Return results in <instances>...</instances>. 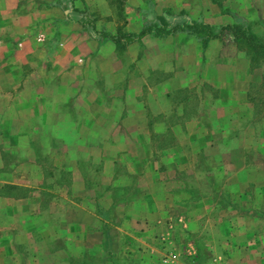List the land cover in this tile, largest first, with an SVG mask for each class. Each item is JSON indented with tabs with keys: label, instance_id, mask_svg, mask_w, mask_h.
Listing matches in <instances>:
<instances>
[{
	"label": "rangeland",
	"instance_id": "obj_1",
	"mask_svg": "<svg viewBox=\"0 0 264 264\" xmlns=\"http://www.w3.org/2000/svg\"><path fill=\"white\" fill-rule=\"evenodd\" d=\"M243 2L241 18L249 25V30L254 35L264 39V0ZM109 3L112 7L110 11L113 12L112 16L106 15L109 12L107 10L98 12L83 4L80 23L93 25L96 15L103 14L104 24L102 27L99 25L100 29L96 33L107 32L105 31L107 23L110 24V30L113 27L109 31H113V34L117 30L126 31L124 25L128 13L125 12L128 10L124 0H109ZM152 7L153 3L150 0L140 14L141 19L148 18L146 20L148 23L142 24L143 26L151 24L172 26L160 19L158 21L149 18L151 17L148 16L149 13L155 14ZM222 45L223 55L216 58L212 49L213 52L211 51L206 58L207 66L212 68L234 66L230 60V55L234 51L229 50L233 45L227 40H224ZM115 54L114 75L102 74L98 70L101 63L98 58L89 59L82 64V73L76 78L75 75L66 77L51 75V85H55V82H65L64 92L38 89L36 92L27 93L35 104L38 102L40 105L42 101L48 100L50 121L46 124L37 120L21 122V132L30 137L2 139L0 159L8 172L11 171V180L14 179V174L22 176L30 172L26 170V164L34 165V171L31 173L34 180L32 190L39 200L35 203V210L50 208L52 214L65 211L62 219L52 215L50 224L58 226L61 221L74 220L75 215L86 217L87 213L91 212L104 222L103 226L107 231L120 232L122 229L117 225L116 212L120 209L118 206L122 207L119 204L122 194L127 193L133 197L141 193L136 182L145 189L150 187V192L155 187L159 189L157 181H160L158 177H161L167 182V187L172 185L173 193L176 191L178 196H188L190 202L187 203L186 200L180 202L181 210L187 212L192 208L196 210V207L206 206L207 213L196 220V224L201 228L200 234L186 231L187 217L190 215L186 216V219L182 214L177 215L172 224L170 223L171 229L176 230L177 237L172 240L169 233L168 239L165 240L159 236V252L155 253L150 264H264V136L260 135L264 130V103H258L261 97V100H264L263 90L258 87L261 74L264 73V64L252 70L246 68L248 72L252 71L253 79L257 76L258 80L248 82L243 99H240L242 96L239 97L240 101L236 98L230 99L234 102L233 117L244 118L250 115L252 124L247 130H242V137L236 145L226 141L224 148L218 150L217 139L210 140L196 134L190 138L185 134L180 136L181 138L175 137L169 128H165L169 122H158L165 129L159 133L153 132L152 129L156 128L155 116L148 108L145 111L137 105L140 100L143 103L148 95L154 97V94L150 95L147 87L158 81L161 76L155 72L141 74L138 58L124 56L122 52ZM236 63L240 65L238 61ZM91 68H95V71ZM14 77L16 81L21 79L19 75ZM218 78L223 76L219 75ZM30 80L41 86L43 76L41 74L32 76ZM183 91L187 93L182 94ZM230 93L231 91L222 93L220 98L226 100ZM232 93L237 94L236 90ZM247 94L253 98L256 107L247 101ZM218 95L217 89L198 83L196 86L182 89L181 92H174L172 98L181 100L182 109L186 110V114L194 116L203 114V107L208 108L215 104L213 99ZM59 98L65 99L63 103H57L60 102ZM36 106L33 109L38 116L42 108ZM24 110L32 114V107ZM144 112L147 121L143 123L140 120ZM211 117H216L213 109ZM208 144L212 149L208 148ZM233 146L236 147L230 148ZM240 146L244 148L242 156L230 152ZM134 150H139L137 153L140 158L133 156L136 154ZM138 161L148 167L139 179L136 178L138 173L126 171L130 165L137 164ZM232 162L236 163L233 168L229 166ZM167 163H171L173 167L166 168ZM240 163L243 167L239 165ZM14 164L22 165L24 170L20 168L14 172ZM219 166L221 170H218ZM152 167L162 170L155 172L157 169L151 170ZM240 174L243 180L241 190L236 184H226L228 180L237 179ZM84 180L87 181L86 184L82 183ZM123 182L127 183L126 190L120 185ZM11 189L14 195V187ZM166 189L164 187V191ZM6 190L9 191L8 187ZM18 192L20 193L16 191L17 194ZM168 192L170 193V189ZM159 194L164 193L160 191ZM106 196L111 198L109 206L103 201H106ZM236 196L241 198H237L241 203L240 205L237 203L236 208L239 216L237 213L236 216L231 214L232 209L229 208V206L234 208L235 204L231 203V200H235ZM206 197H209V200L204 206L203 200ZM222 209L228 212L225 216H220ZM195 219L192 216L190 218L191 221ZM175 223L180 225L182 232L175 228ZM231 225L237 228L232 229ZM67 231V236H70ZM126 231L133 234L132 229ZM55 233H58V230ZM126 234L125 238L122 234L116 235L113 246L112 240L106 246L100 245L104 250L99 256L84 255L82 261L94 264H127V256L139 248L132 239L127 240L129 237ZM83 241L85 242L86 238ZM122 241H125L127 247L131 246L130 251L123 248ZM70 243L74 246L73 241ZM43 245L45 243L42 242V238L35 235L33 254L31 252L30 256L33 262L42 258ZM150 245L156 246L153 239L150 240ZM53 246L54 243H51L50 248Z\"/></svg>",
	"mask_w": 264,
	"mask_h": 264
},
{
	"label": "crops",
	"instance_id": "obj_2",
	"mask_svg": "<svg viewBox=\"0 0 264 264\" xmlns=\"http://www.w3.org/2000/svg\"><path fill=\"white\" fill-rule=\"evenodd\" d=\"M108 3L109 0H0V143L2 139L30 137V135L21 132V122L49 123L50 114L48 112L50 113V111L47 107L50 104L48 100L42 101V104L38 105V102L35 104L33 99H29L27 93L36 92L38 89L64 92L65 82H55V85H51V75H60L61 77L75 75L76 78L82 73V64L89 59L94 60V58L100 60L98 70L102 74H115L114 45L107 38L101 37L100 33H96L100 29L99 25L101 24L102 27L104 24L103 14L96 15L92 26L82 25L79 21L83 4L98 12L107 10L109 12L106 15L112 16L113 12L110 13L112 7ZM124 3L128 10L125 12L128 13L125 17V29L127 32H137L144 24L148 23L146 22L148 18L141 19L140 14L146 3H150V0H124ZM152 3L155 14L149 13L148 16H151L149 18L158 21L160 19L170 25H180L191 20L217 25L232 23L235 18H243L240 16L244 9L243 0H221L220 2L212 0H152ZM156 15L159 17L157 18ZM106 27L105 31L107 32L113 29L112 27L110 30L109 23ZM109 33L113 34V31ZM222 47L220 40L210 39L202 48L200 41L185 31H177L163 37L148 33L141 37L139 42L133 41L125 46L122 54L133 59L138 58L141 74L155 72L161 76L158 81L147 87V90L151 92L150 95L154 94V97L148 95L143 103L140 100L137 105L145 111L148 108L155 116L156 128L152 129L153 132L159 133L165 128H169L178 138H181L180 136L183 134L187 135V138L196 134L210 140L217 139L218 150L224 148L226 141L236 145V142L242 137V130H247L252 121L250 115L244 118L233 117L234 102L230 99L239 100L241 96L240 99H243L246 95L248 82L257 81L258 77L255 76L253 79L252 71L246 70L249 67L246 55L234 47V49H229L234 51L230 55L233 67L212 68L207 66L208 54L213 49L215 57H221L223 55ZM93 69L95 71V68ZM39 74L43 76L41 86L30 80L32 76ZM14 75L21 76V79L16 81ZM219 75H222L223 78H218ZM198 83L217 89L219 95L213 99L215 104L208 108L203 107V114L189 116L186 114V110L182 109L183 102L173 99L172 94L196 86ZM233 90H236L237 94L232 93ZM227 91H231L230 97L226 100L220 98L222 93H227ZM186 93L183 91L182 94ZM64 100L59 98L60 102L57 103H63ZM35 105L42 108L41 111L39 110L41 113L38 116L35 115L33 109ZM31 107L32 114L24 110ZM211 109L214 110L216 117H211ZM145 116L146 112L142 114L140 120L143 123L147 121ZM158 122H169V124L163 128ZM247 123L249 124L247 125ZM260 133H262L261 136H264V130ZM234 147L236 146L230 148ZM242 147L235 148L230 152L242 156L244 150ZM188 148L191 149L190 146ZM208 148L212 149L210 144H208ZM134 151L136 154L133 156L140 158L141 156L137 153L139 150ZM1 161L2 159H0V264H94L82 261V256H99L104 250L100 245L106 246L112 240L113 246L116 235L122 234L125 238L126 233L129 237L127 240L132 239L136 247L139 248L127 256V264H150L155 253L159 252L158 237L167 240L169 233L172 240L177 237L176 230H172L170 226L177 215L182 214L185 219L190 215L189 218L187 217L186 231L200 234L201 228L196 224V220L207 213L205 205L209 197L203 200L205 207H196V210L192 208L191 211L184 212L181 210L180 202L186 200L189 203L188 196L176 195V191L174 193L171 191L172 185L167 187V182L158 177L160 179L157 181L159 189L155 187L150 192V187L145 189L136 182L141 193H137L138 195L133 197L127 193L122 194L119 203L122 207L118 206L120 209L116 212L117 225H120L122 229L120 232L117 230L107 231L103 226L104 222L91 212H88L86 217L75 215L74 220L61 221L58 226L52 225L50 224L51 216L62 219L65 211L52 214L50 208L35 210V203H38L39 200L32 190L34 189V180L31 178L33 176L31 173L34 171V165L26 164V170H30V172L22 176L14 174V179L11 180V171L9 174ZM239 165L243 167L242 163ZM165 166L166 168L173 167L171 163H167ZM229 166L233 168L236 163H229ZM20 168L24 170L22 165L14 164V172ZM153 169H157L155 172L162 170L152 167L151 170ZM147 170L148 167L139 161L126 169L127 173H138L139 175H136L138 179ZM218 170H221V166L218 167ZM242 181L240 174L237 179L228 180L226 184H236L241 190L243 188ZM82 183L86 184L87 181L84 180ZM126 184L123 182L120 185L126 190L128 188L125 186ZM6 187L9 191L6 190ZM12 187H14V195ZM164 187L167 188L165 191ZM16 191H20V193L17 194ZM160 191L164 194H159ZM237 198L241 199L236 196L235 200H231V203L235 204L234 208L229 206L232 209L229 211L234 216L237 213V203L241 204ZM105 199L106 201H103L109 206L111 198L106 196ZM117 204L118 202L115 203V206ZM225 210L222 209L220 216H225L228 213ZM237 215L240 214L237 213ZM191 216L196 218L195 221L190 220ZM175 225L176 229L180 232L183 231L178 223ZM52 226L57 228H52ZM231 228L236 229L237 227L231 225ZM127 229H132L133 234L127 232ZM57 230L58 233H55ZM66 231L70 233V236H67ZM35 235L40 236L45 245H43L42 258L33 262L30 256L31 252L33 254L32 246ZM84 238H86L85 242ZM152 239L156 246L150 245ZM71 241L74 242V246L70 243ZM124 242L122 241L123 248L130 251L131 246L128 248ZM172 242L168 241V243ZM51 243H54L52 248H50Z\"/></svg>",
	"mask_w": 264,
	"mask_h": 264
},
{
	"label": "trees",
	"instance_id": "obj_3",
	"mask_svg": "<svg viewBox=\"0 0 264 264\" xmlns=\"http://www.w3.org/2000/svg\"><path fill=\"white\" fill-rule=\"evenodd\" d=\"M212 1L217 2L216 0ZM90 26L92 25L90 24ZM177 31H185L196 37L200 41L202 48L206 46L207 41L210 39H218L221 42H224V40L229 41L236 50L246 55L250 70L264 64V39L254 35L249 30V25L240 18H235L232 23L218 25L204 23L199 20H191L180 25H165L164 27L159 24H151V26H142L137 32L117 30L115 34L100 32V36L110 40L114 45V51L120 53L124 51L128 43L139 42L140 38L148 33L163 37ZM258 87L263 90L262 95L264 96V73L261 74ZM247 98V101L252 103L253 107L257 106L249 94H247ZM261 99L262 97L258 103L263 104L264 100Z\"/></svg>",
	"mask_w": 264,
	"mask_h": 264
}]
</instances>
